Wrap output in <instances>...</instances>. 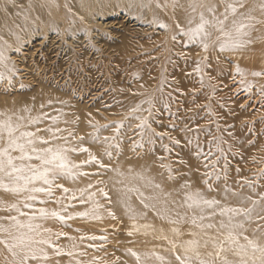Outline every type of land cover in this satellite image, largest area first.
<instances>
[{"label": "rangeland", "instance_id": "374dc122", "mask_svg": "<svg viewBox=\"0 0 264 264\" xmlns=\"http://www.w3.org/2000/svg\"><path fill=\"white\" fill-rule=\"evenodd\" d=\"M157 1H161L160 7ZM129 2L94 0L93 8L83 15L77 0H13L7 5L1 0L0 19L8 18L9 27L15 30L8 33L4 53L5 64L14 74L0 65L5 72L0 79L3 117L14 118L23 110L27 118L17 122L24 126L21 130L49 139L51 134L43 129H60L57 136L67 140H51V146L76 148L77 152L69 153L76 164L89 159L87 152H79V148H87L105 165L85 164L81 171L89 175L57 181L69 189L67 196L75 193L76 200L56 189L52 202L34 207L60 211L67 206L62 214L75 215L90 208L88 194L95 193L97 211L106 212L109 196L103 197L99 189L108 193L114 168L149 160L157 176L168 182L189 178L192 188L201 194H226L234 199L235 207L254 208L247 229L258 234L264 228V98L245 96L239 86L242 80L235 75L218 81L211 76L213 65L200 60L198 65L190 58L194 48L181 46L180 34L173 35L175 41L167 37L165 29L151 18L156 11L170 9L168 0H132L131 8ZM167 47L170 51L163 52ZM35 117H40L39 122L30 125ZM142 121L146 122L143 127ZM117 125L121 127L117 129ZM80 189H87L85 203L79 200ZM23 195L10 194L0 207V217L17 215L5 210L13 204L31 213L20 203ZM43 198L40 194L39 199ZM114 216L106 214L95 224L87 217L64 224L52 219L38 221L41 231L51 229L52 239L65 253L56 256L47 249L50 259L44 264H124L126 231ZM0 222L9 225L7 219ZM57 232L66 235L57 239ZM93 236L96 239H89ZM6 237L0 234V239ZM12 259L0 244V264H11Z\"/></svg>", "mask_w": 264, "mask_h": 264}, {"label": "snow or ice", "instance_id": "6c2138e0", "mask_svg": "<svg viewBox=\"0 0 264 264\" xmlns=\"http://www.w3.org/2000/svg\"><path fill=\"white\" fill-rule=\"evenodd\" d=\"M12 2L13 0H4L5 5ZM173 4H175V0H173ZM236 4L243 7L242 0H233V3L227 4L225 12L222 13L223 19L215 16L214 5L208 6L207 11L212 14V19H207L204 13L201 12L199 14V23L195 24L194 27H189L187 30L181 29L180 34L187 38L186 43L196 44L203 51L207 52L211 41L209 28H213L219 35L212 44L220 53L234 52L241 49L248 43V41L243 39L244 36L248 35L244 31L248 25L233 21L232 27L227 30L225 29L228 16H234L237 12ZM132 6L133 3L130 0L128 7L131 8ZM200 6L203 7L204 5L201 4ZM141 7H144V5H141ZM157 7H160V5L157 4ZM190 7L193 12L196 11L195 4L190 5ZM260 8L264 12V0H261ZM248 19H251V17H248ZM191 23L192 21L189 20L190 25ZM159 26L167 29V25L160 24ZM172 39L175 41L176 37L173 36ZM6 59L7 57H5L3 50L0 49V65L7 68L9 73L14 74L13 68L5 64ZM197 64L199 65V61ZM196 71H200L199 67H197ZM235 74L240 76L245 75L238 65L236 66ZM252 75L259 77L264 75V72H253ZM4 78L5 72L0 71V79ZM251 87V84H248L245 86V90ZM261 95H264V91L261 92ZM25 111H29V109H25ZM4 115L3 112H0V117ZM17 119L22 118L17 117ZM39 120L40 117L32 118L29 120V124L36 125ZM53 123H55V118L53 119ZM144 123L146 122L142 121L141 127H143ZM22 127L24 126L19 123L14 124L11 116L0 119V140L5 141L4 146L0 147V190L18 196L24 194L20 203L23 204L24 208L30 209L31 213L23 211L16 204L5 209L6 211H15L17 215L0 217V220L7 219L9 221L8 226L0 224V234H8V239H0V244L11 254L13 258L11 264H44V262L50 259L47 249H51L56 256L65 253L52 239L51 229L44 228L41 231L42 225L38 221L52 219L60 224H64L66 220L75 219L76 217L92 216L93 218L99 219L97 215L99 205L93 201L95 193H89L87 198L88 202L93 203V208L89 211L78 212L75 215L65 216L62 214L67 211V206L57 211L49 210L45 207L35 208L34 205L36 203L46 205L52 202L56 189H60L67 199L76 200L75 193L67 196L69 189L57 183V181L60 179L74 181L78 176L89 175L81 171L82 166L85 164L90 165L95 163L100 168H104L105 165L92 155V153L88 152L87 148L81 147L79 148V152H87L89 159L82 161L80 164H76L69 156L70 152H77L76 148H70L65 145L51 146V140L62 138L56 134L61 131L60 129H56L55 131L52 128L43 129V131L51 134L49 139H45L42 136H37L35 132L21 130ZM116 127L119 129L121 126L117 125ZM37 131L41 130L37 129ZM62 139L67 140V138ZM37 143L49 146L37 148ZM165 150L167 151V149ZM13 152L19 153V155L13 156ZM105 155L111 159L110 152H106ZM33 160L39 161V163H31ZM117 174L119 175L118 171ZM96 175H99V173H96ZM88 187L92 188L93 185L90 184ZM86 191L87 189H80L79 200L81 203L86 202L84 199ZM127 191L132 192L135 189L128 188ZM99 192L103 197L108 198V193L103 188H100ZM40 194H43V199H39ZM185 202L188 208H197L200 210L201 215L198 218L200 221L206 219L203 215L204 207L212 209V215L217 214L216 207L219 205V202L214 199H205L200 192L189 193L186 196ZM55 203L59 204L60 199H56ZM253 203L255 204V202ZM0 207H2V202H0ZM127 211L131 212V209L128 208ZM253 211L254 208L245 209L224 206L220 208L218 214L225 219L220 221L218 227L211 223L207 225L198 224L197 217L193 216L191 220L193 225L201 229L216 227V235L204 239L203 243L198 239H190L179 245L173 241H169L177 264H264V228L260 229L259 235L255 234L256 230L254 229V236L252 238L245 234L248 231L245 225L252 221ZM108 214L115 219L112 212ZM21 216L26 217V220L21 221L19 219ZM134 218V216L130 217V219ZM261 219H264V217H261ZM169 223L174 224L176 221L169 220ZM135 227L133 225V228ZM143 227L147 228L150 226L144 225ZM172 232L177 236L180 235L179 230L176 228H173ZM44 233H49V235L45 236ZM65 235L63 232L55 233L57 239ZM128 235H132V232H129ZM189 235L196 236V233L189 232ZM67 238L70 240L73 239L72 237ZM89 239H96V237H89ZM209 243L211 244L212 251L207 252V258H205L201 254L200 248H207ZM177 247L181 249L180 253L176 252ZM128 252L135 257L137 264H140V255L131 249ZM229 253L235 259H229ZM66 254L71 255L72 253ZM156 259L161 262L164 261V258L158 255ZM77 264H80V262L77 261Z\"/></svg>", "mask_w": 264, "mask_h": 264}, {"label": "bare ground", "instance_id": "6f19581e", "mask_svg": "<svg viewBox=\"0 0 264 264\" xmlns=\"http://www.w3.org/2000/svg\"><path fill=\"white\" fill-rule=\"evenodd\" d=\"M168 2L170 3V9L168 10L165 9L160 14H158L159 13L158 11L154 12L152 14L151 19L158 24L165 23L164 25H167V29H165L166 31L165 33L168 38H171L176 33L180 34L181 29L187 30L189 27H194L195 24L199 23V14L201 12L204 13L207 19L211 20L212 14L207 11L208 6L214 5L215 16L217 18L223 19L222 13L225 12L227 4L233 3V0H175V4H173V0H168ZM77 3L79 4L78 10L81 12L83 11L84 13L83 15H85V12H88L89 8H93L92 5H94V0L93 1L77 0ZM158 3H161V1H157V4ZM242 3H243V7H240L239 4H236L237 12L234 16L233 15L228 16V20L225 23V29L226 30L230 29L232 27L233 21L242 22L248 25V27L244 29V31L248 33V35L243 37L245 41H248V43H246L244 47L234 52L220 53L212 44V42H214L216 40V37L219 35V33H217L213 28H209V31L211 32V41H210V47L207 52L203 51L202 48L197 46L196 44L186 43L187 38L180 34V36L182 37L181 46L188 45L194 48V49L191 48L192 52L189 53L192 54L190 55L191 59L196 61L199 60L204 61L203 64L205 65H213L214 68L211 69V76L215 77V79L217 77L218 81L222 80L221 77L225 75H235L236 77H239L242 80L239 86H241L244 92H246L245 96L248 95V97L250 98L259 97L261 99L264 98V95H261V92L264 91V75L256 77L253 76L252 73L264 72V12H262L260 8L261 0H242ZM192 4L196 5L195 12H193L192 8L190 7V5ZM201 4H203L204 6L201 7L200 6ZM248 17H251V19H248ZM8 20H9L8 18H3L2 20L0 19V49H2L4 53L7 52L6 45L8 44L7 41L8 33L15 32L14 29H11V27H9L10 24H8L9 22ZM189 20L192 21L191 25L189 24ZM168 49L169 47L163 49V52ZM237 65L245 73L244 76L235 74V69ZM0 69L2 70L1 66ZM167 73H169V71ZM180 78L181 77H179V80ZM248 84H251L252 87L248 90H245V86ZM211 92L214 91L211 90ZM162 103L164 104V101L161 102V105ZM181 104L182 103H180V105ZM33 113L34 112H31L29 114L33 115ZM193 113L196 114V112ZM221 114L220 116H222ZM17 117H21L23 120H26L27 118L23 110H19L17 112L16 117L12 118L13 123H17L21 121V119L18 120ZM0 119H5V118L0 117ZM178 128H180L181 130V127ZM4 142H5L4 140H0V147L4 146ZM18 154L19 153L16 152L12 153L13 156H16ZM117 171L119 172V175L117 174ZM112 173L113 176L109 180L111 182V185L108 186L109 202L107 205L106 212L102 211L103 213H99L97 211V215L99 216V219L93 218L92 216H89L87 218L90 223H94V224L102 221L105 218L106 214H108L109 212H112L113 214L117 215L120 218L119 221L124 225L126 231L125 238H127L126 242L123 244V248H124L123 261H125L124 264H137L135 257H133L128 252L129 249L135 251L140 255L141 257L140 264H177V261L175 260V256L173 255L172 252V246L169 243V241H173L179 245L182 244L184 241L190 239H198L201 241V243H203L204 239H207L209 236L216 235V227L211 229L208 228L201 229L193 225L191 223L193 216L197 217L198 224L207 225L211 223L218 227L220 221L222 219H225L224 217H221L218 214L220 208L224 206L235 207L234 204L232 203L234 202V199L232 200L229 199V197L226 194L214 193V192L202 194L205 199L208 200L214 199L218 201L219 205L216 207V213H217L216 215H212L213 212L212 209L204 207L203 215L206 217V219L200 221L198 219L199 216L201 215L200 210L197 208H188L185 202L186 196L189 193L198 192L197 190H194V188H192L191 186V183L188 182L189 178L188 179L181 178L175 180L174 182H168L165 178H160L157 176L156 171L154 170V168H152V162H150L149 160L143 162L139 161L138 163L137 162L130 163V165L126 166L124 169L115 167ZM72 186L73 185H70L71 188ZM128 188H134L135 191L129 192L127 191ZM10 194L12 193L0 190V202H2V205L8 200ZM86 204L90 208L89 209L86 208L85 211H89L91 208H93L92 202H88L87 200ZM145 205H147V207H145ZM128 208L131 209V212L127 211ZM132 216H134L135 218L130 219V217ZM181 217H183V219H181ZM169 220L176 221V223L174 224L169 223ZM0 224L3 223L0 222ZM133 225H135L136 227L133 228ZM144 225H149L150 227L147 228L143 227ZM247 226L248 223L245 225V227L247 228ZM173 228L179 230L180 232L179 236L175 235L172 232ZM129 232H132V235H128ZM189 232L196 233V236H190ZM4 234L8 235L7 233ZM245 234L248 235L250 238L254 236V234H250L248 231ZM256 235H259V233L258 234L256 233ZM6 238L8 239V237ZM209 251H212V247L210 243L207 246V248L204 247L200 248V252L203 256H205V258H207L206 253ZM176 252L180 253L181 249L177 247ZM3 254H6V252L3 251ZM157 255L163 257L164 261L161 262L157 260L156 259ZM228 255H229V259H235V257H233L230 253Z\"/></svg>", "mask_w": 264, "mask_h": 264}]
</instances>
